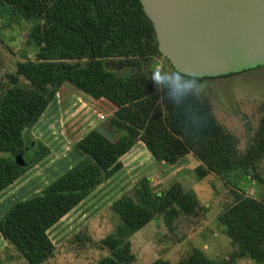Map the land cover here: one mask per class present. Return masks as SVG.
Masks as SVG:
<instances>
[{
  "label": "trees",
  "instance_id": "1",
  "mask_svg": "<svg viewBox=\"0 0 264 264\" xmlns=\"http://www.w3.org/2000/svg\"><path fill=\"white\" fill-rule=\"evenodd\" d=\"M16 17L31 21L28 41L10 82L0 89V192L43 158L49 147L33 136L39 119L58 89L69 83L92 97L115 104L105 129L95 126L71 147L80 159L36 191L15 201L0 217V234L27 264H42L54 254L49 228L123 166V156L142 141L157 161L170 164L186 154L199 163L198 178L214 173L233 194L217 218L233 246L228 256L212 258L194 246L178 261L161 257L148 264H231L249 258L264 264V113L244 148L239 136L213 111L210 97L190 94L175 106L151 80V61L162 56L151 19L140 0H0ZM115 61L110 66L108 61ZM230 73L197 76L199 82ZM161 71H168L161 69ZM21 77L24 81H21ZM196 92V89L192 90ZM105 130V131H104ZM107 131L118 132L109 136ZM29 152L26 159L23 155ZM21 154L24 164L16 160ZM252 182L258 196L246 193ZM196 198L178 180L155 190L148 176L112 201L120 222L97 244L107 253L94 264H133L130 236L160 214L171 225L194 210Z\"/></svg>",
  "mask_w": 264,
  "mask_h": 264
},
{
  "label": "rangeland",
  "instance_id": "2",
  "mask_svg": "<svg viewBox=\"0 0 264 264\" xmlns=\"http://www.w3.org/2000/svg\"><path fill=\"white\" fill-rule=\"evenodd\" d=\"M30 24L31 21L16 17L0 1V89L10 82L7 74L14 73L16 61L23 58V52L30 56L34 53L27 38ZM108 64L114 66L116 62L111 60ZM151 67L169 71L170 64L164 57L155 56ZM20 80L24 81L22 77ZM201 83L205 85L203 92L210 97L217 118L238 134L239 147L244 148L251 132L249 126H256L264 113V64L231 75L208 78ZM115 107L107 98L95 100L70 84H62L32 131L35 138L49 147V152L0 192V217L15 201L41 190L78 161L81 155L71 147L72 141L92 127L105 129V120ZM98 112L104 113L105 118H99ZM106 133L112 137L118 135L114 131L106 130ZM23 156L28 159L31 154L25 152ZM198 163L192 154L175 164L157 161L138 140L123 156V166L114 175L49 228L55 250L42 264H94L105 255L107 249L97 243L120 222L111 207L112 201L130 190L143 176L149 177L155 190L180 181L185 190L193 192L196 204L191 213H181L171 225L156 213L132 233L133 264H148L159 257L178 261L194 246L202 248L212 258L228 256L233 246L222 231L223 225L217 215L233 199V194L223 179L214 173L198 178L195 172ZM261 167L264 171V161ZM260 190V185L252 182L246 193L258 196ZM0 264H27L1 234ZM231 264L258 263L239 258Z\"/></svg>",
  "mask_w": 264,
  "mask_h": 264
},
{
  "label": "water",
  "instance_id": "3",
  "mask_svg": "<svg viewBox=\"0 0 264 264\" xmlns=\"http://www.w3.org/2000/svg\"><path fill=\"white\" fill-rule=\"evenodd\" d=\"M140 2L175 69L215 76L264 64V0Z\"/></svg>",
  "mask_w": 264,
  "mask_h": 264
},
{
  "label": "clouds",
  "instance_id": "4",
  "mask_svg": "<svg viewBox=\"0 0 264 264\" xmlns=\"http://www.w3.org/2000/svg\"><path fill=\"white\" fill-rule=\"evenodd\" d=\"M151 80L158 90L167 89L166 98L175 106L180 104L181 97L187 101L190 94L193 100L198 99L205 88L196 75L183 72L179 68L170 72L155 70L151 74Z\"/></svg>",
  "mask_w": 264,
  "mask_h": 264
},
{
  "label": "crops",
  "instance_id": "5",
  "mask_svg": "<svg viewBox=\"0 0 264 264\" xmlns=\"http://www.w3.org/2000/svg\"><path fill=\"white\" fill-rule=\"evenodd\" d=\"M67 83V82H66ZM67 84H69V83H67ZM71 85V84H70ZM61 87V86H60ZM86 94V93H85ZM87 96H90V95H88V94H86ZM90 97H92V96H90ZM92 98H95V97H92ZM103 98H105V97H100V98H95V100H98V99H103ZM81 99V98H80ZM52 101V100H51ZM50 101V102H51ZM78 101V100H77ZM89 103H92V102H89ZM48 106H49V104H48ZM48 106L46 107V109L43 111V113L41 114V116H40V118L36 121V123L32 126V128H31V132L33 131V127L39 122V120L41 119V117L44 115V113H45V111L47 110V108H48ZM115 109V108H114ZM188 154H186L185 156H187ZM181 158H184V156L183 157H181ZM181 158L177 161V162H179L180 160H181ZM177 162H175V163H177ZM175 163H173V164H175Z\"/></svg>",
  "mask_w": 264,
  "mask_h": 264
},
{
  "label": "built area",
  "instance_id": "6",
  "mask_svg": "<svg viewBox=\"0 0 264 264\" xmlns=\"http://www.w3.org/2000/svg\"><path fill=\"white\" fill-rule=\"evenodd\" d=\"M97 114H98L99 118H101V119L105 118V116H106V115H105L104 113H102V112H98Z\"/></svg>",
  "mask_w": 264,
  "mask_h": 264
}]
</instances>
